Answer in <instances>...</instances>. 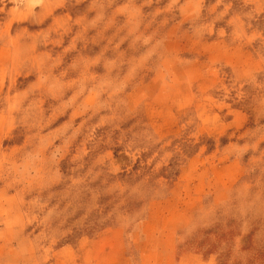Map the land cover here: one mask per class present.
Returning a JSON list of instances; mask_svg holds the SVG:
<instances>
[{"label": "rangeland", "instance_id": "1", "mask_svg": "<svg viewBox=\"0 0 264 264\" xmlns=\"http://www.w3.org/2000/svg\"><path fill=\"white\" fill-rule=\"evenodd\" d=\"M0 264H264V0H0Z\"/></svg>", "mask_w": 264, "mask_h": 264}]
</instances>
